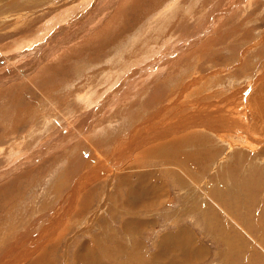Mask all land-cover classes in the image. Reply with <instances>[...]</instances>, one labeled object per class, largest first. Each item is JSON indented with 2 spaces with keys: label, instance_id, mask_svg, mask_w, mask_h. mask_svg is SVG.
<instances>
[{
  "label": "rangeland",
  "instance_id": "374dc122",
  "mask_svg": "<svg viewBox=\"0 0 264 264\" xmlns=\"http://www.w3.org/2000/svg\"><path fill=\"white\" fill-rule=\"evenodd\" d=\"M37 1H0V59L15 57V53L8 48L15 43V39H19L18 30H23L24 34L27 32L28 36H32L31 33L35 28L46 25V19L37 23L38 18L33 19V16L30 17L25 13L38 8ZM68 1L73 2L72 4L68 2V8L62 7V0L57 1L54 6H60V10L52 15L69 7L75 8L81 0ZM111 1L90 0L84 10L72 11L69 21L65 18L62 22H58L66 27H63L61 33L58 29L59 24L53 25L57 34L54 39L48 37L50 33H46L47 31L46 34L30 37L31 40H28L32 45L53 44L59 47L71 42V38L65 40L66 42L63 41L66 39L64 37L66 34L71 35L83 29L79 33L80 38L72 39L71 51L63 47L53 55L48 54L46 59L52 60L43 63L39 68L37 65V69L32 71L27 81L24 80L19 84V73H25L30 68L35 51L26 54L25 57L20 55L18 61L13 62L14 65L6 66L7 70L0 66V137L5 140L6 135L12 131L16 132V137H20L34 130L31 137L37 138V143L29 147L27 154L37 152L39 149L50 150L47 155L41 157L43 159L36 157L35 163L40 161V170H32L21 176L19 180L16 179L11 192L12 197H8L11 199L10 205H5L3 211H0V264H9L13 260L21 259L22 252L29 249L30 244L33 243L32 239H35L45 226L50 225L54 213L61 212L62 207L66 205V200L61 198L60 203L57 202L53 206V202L60 196L59 194L57 197V193L61 192L65 195L68 182H73L76 174L86 167L78 155H72L69 151L76 141L64 143L61 148L53 149L58 132L50 134L51 137L48 138L49 134L42 129V116L45 113L52 114L54 121L59 119L60 114L75 112L74 115L78 117L74 123L75 129L82 131L84 138L92 136L101 126L102 119L94 120L90 113L80 110L79 105L73 104L76 101L74 87L71 85L74 84L79 90L87 81L101 79L99 76L101 72L97 71L89 75V72L97 69L96 64L88 61H104L116 50L120 51L121 65L128 66L132 59L138 65L135 56L139 55L136 54L139 50L151 51L143 55L151 59L147 62L151 61L152 66L163 60L171 61L165 65L163 77H160L159 89L154 94L158 98L153 99L154 96L151 95L147 101L142 100L141 103L146 102L145 105L136 103L131 107L128 105L125 107L124 104H120L122 94L121 98L118 97L107 105L103 110L102 118H106L112 109L114 110L112 113L118 112L114 116L115 127L119 126L118 123L122 124L123 119L130 118L133 123L129 127L125 126V129L133 131L134 126L146 122L149 115L156 111L155 104L158 103L156 99L165 101L169 105L173 101V96L177 95L181 104L176 105L174 109L181 111L183 115L196 113V116H186L191 119L185 126L181 122L179 126L191 131L206 129L211 132L215 137L207 140L205 147L208 150L211 148L208 147L210 144L220 150V146L225 144L223 140L235 141V144L245 147H243L245 150H235L237 154L234 158H237V161L240 158L241 160L238 164L229 165L230 176H227L224 173L227 162L219 164L220 168L214 163L221 156V152L218 151L220 154L217 153L212 157L207 151L202 159V155L199 154L202 149L198 151V146L192 148L187 141L183 143L182 156L186 155L189 162L196 166L197 172L200 171L203 176H198L195 172L193 176H180L183 190H178L181 196L177 195V189H174L176 186L171 180L169 179L166 184V179L163 178L164 190L168 191L166 192L168 201L166 206L160 208L161 210L158 208L148 213L147 218L151 221L154 219V225L147 228L146 234L142 232L141 240L145 252L152 256L154 239L158 234L168 235L176 230L181 231L179 226L183 228L190 226L193 229H191L193 236L206 241L204 242L206 250L205 247L202 248L205 255L201 256L195 254L194 243L187 245L195 249L190 253L195 256V260L199 258V263L203 261L204 264L205 262L264 264V0H121L113 12L106 9V5ZM47 5L53 6L50 3ZM86 16L105 18L102 21L103 26L100 24L94 26L98 20L84 26ZM52 22L53 20L50 21ZM130 44L135 45L134 54L125 53ZM93 48L94 51L85 52ZM103 48L105 49L102 50ZM157 50L160 51L154 52ZM85 63L86 66L92 67L81 70ZM44 64L50 66L46 72V68H42ZM106 64L100 65L106 66ZM120 71L122 78L132 70L127 68ZM154 71L156 70H152ZM40 76L44 78L39 79ZM107 83L110 84L111 81L105 79L104 84ZM34 86L39 87L40 90H35ZM103 87L101 85L98 89ZM139 90L143 91V88ZM233 96H235L234 100L231 99ZM225 106L232 108V111L229 109V113L233 118H237L234 115L235 107L238 112L243 109L244 113L241 116L244 120L237 123V120L231 118L233 122L231 127L229 121L226 125H221L218 122V114L226 111ZM201 110H213L214 115L216 112V121L211 112L210 119L199 115L197 112ZM161 113L163 112L158 110L155 115L153 114L151 124L160 126ZM169 114L167 113V119L171 118ZM187 130L182 133L177 132L175 137L168 140L171 142L181 139L186 135ZM17 139L19 143L20 140ZM246 139L249 141L244 142ZM121 140L119 137L113 138L95 144V147L110 159L117 153L115 148L121 145ZM261 141L262 146L257 149ZM256 142L259 145L251 146ZM151 144L150 148H137L139 153L136 152V160L139 163L135 167L136 174L144 172L146 166L141 165L152 156L151 153L150 155L143 153L160 146V143L157 144L153 140ZM193 149L196 152L193 153ZM119 156L118 153L115 155L113 163ZM251 156L263 157V164L248 165L245 160ZM231 162L232 159L228 161ZM242 163L244 164L240 167ZM6 168L8 167L0 166V170ZM135 172L133 170V173ZM18 173L19 171L9 175L5 181H0V185L16 177ZM45 174L46 176L41 177ZM52 174L60 176L57 178L56 189L53 188L57 185L49 187V184L55 181L54 179L51 181ZM109 177L106 176V179ZM109 182L105 180L104 183H98L96 189L99 190L103 186L106 192ZM43 188L48 191L42 192ZM136 189H139V186ZM157 190H160V185L157 186ZM203 192H206V195H203ZM42 202H45L44 206ZM169 202L171 203L168 204ZM122 215L123 217L121 214L107 211L104 213L106 221L104 230L92 228L88 231L90 246H88L86 263L85 258L79 259L81 246L78 245V238L82 230L79 227L69 234V240L65 241L67 245L61 244L60 248L52 247L54 253L50 250L51 254L44 256L40 261H34L44 249L51 247V240L42 245L31 257L20 260L18 264H145L144 261L129 258L128 244L125 246L121 244L135 237L130 230L129 234H125L124 228H116V224L121 226L127 219L126 213ZM112 225H116L114 231L111 229ZM102 231L103 238H101ZM98 240H103L104 243H97ZM111 242H116L118 245H112ZM120 254H126V259ZM179 264L186 263L179 261Z\"/></svg>",
  "mask_w": 264,
  "mask_h": 264
},
{
  "label": "crops",
  "instance_id": "0c3cea01",
  "mask_svg": "<svg viewBox=\"0 0 264 264\" xmlns=\"http://www.w3.org/2000/svg\"><path fill=\"white\" fill-rule=\"evenodd\" d=\"M57 1L59 0H38L37 1L38 4L36 3V5L39 9L35 8L33 11L25 12L26 15L30 17L33 16V19L38 18L37 23L42 22L44 19H46L47 22L46 25L45 26L39 25L37 29L35 28L34 31L31 33L32 36H28L29 34H27V32L26 34H24L25 31L23 30H18L19 39L18 38L15 39L16 40L15 43L8 48L9 50H12V52L15 53V57H11V58L9 57L7 60L0 59V66H3V68L6 69V66H9L10 64L14 65L13 62L14 61L17 62L18 61L17 59L19 58L20 55L22 57H25L26 54L35 51L34 60L30 65V68L25 73H21V72L19 73V84L21 82L23 83L24 80L27 81L30 78L29 75L32 73V71L39 68L40 65H42L43 63L50 62L52 60V59L51 60L46 59L48 54L53 55L56 52H59L63 47H66L68 50L71 51L72 39L73 38L77 39L81 37V34L79 33L83 31V29L71 35L66 34L64 36L66 37V39H63V41L70 40L69 38H71V42L68 44L64 43V45L62 46L58 45L59 47H56V45L53 44L51 46H48L46 44L32 45V42L30 41L31 40L30 37L40 36L41 34H44L45 31H47L46 33H50L48 37L51 38L53 37L54 39L57 34L55 33L56 28L55 27L53 28V25L56 26L57 24H59L58 29L59 32L61 33L63 27L65 26H62L61 23L58 22H62L65 18H67V20L69 21V19L71 18L70 15L72 14V11L84 10V8L88 5L90 0H81L78 3V5L75 6V8L69 7V9H64L62 12L56 15L55 14L52 15L56 11L60 10V6L58 7L54 6L56 5ZM68 2H69L68 0H62V4H61L62 7L65 6L67 7L69 3L70 4L73 3L72 1H70L69 3ZM48 3H50L51 5L53 4V6H48L47 5ZM120 3L121 0L118 1L112 0L108 5H106V9H109L113 12L114 9H116ZM85 19L86 20H84V26H86V24L87 25L91 24L92 22L97 20L98 23H96V25L94 26H98L99 24L100 26H103L102 21L105 18L103 17L92 18L90 16H86ZM51 20H53L52 23H50ZM34 46H38V47H34ZM40 47L42 48L39 49ZM105 48H103L102 50H104ZM133 49H135V45L133 46L130 44L129 49L125 51V53L131 52V54H134ZM94 50L95 49L93 48L90 50H86L85 52H90ZM159 51L160 50L154 52H159ZM136 52H137L136 54H139L138 56H135V59H138V63H139L138 65H136L132 61L134 60L132 58L128 66L121 65L120 63L121 56H119L120 53L119 50L113 51L112 53L113 55L111 54V56H107L106 60L104 61L103 60L88 61L96 64L95 68L97 69L96 71L89 72V75H93L95 72L98 71L101 72L99 73L101 79H96L90 82L87 81L84 85L82 84L80 86L79 90L74 84L71 85L74 87L73 90L75 93V101H76L73 102V104L79 105L78 108L80 110L85 111L86 113H90V115L94 120L102 119L101 126L95 130L92 136H89V138H84L82 136L83 135L82 131L75 129L74 123L78 118L77 116L74 115L76 114L75 112L73 114H71L70 112L60 114L59 119H56L54 121H52V118H54L52 114L45 113L42 116L43 117L42 129H44L45 133L47 132L49 134L47 137L49 138L51 137L50 134H54L55 132H58L57 141L54 143L55 146L53 147V149H55L56 147L61 148L64 143L76 141L73 148L69 151L72 155H78L80 161L83 162L86 167L82 172L76 174L73 182L72 181L68 182L65 195L63 193L61 194V192H58L57 197L60 194L59 196L60 198L58 197L56 201L53 198V201H55L53 202V206L57 202L60 203L59 201L61 200V198L66 200V205L62 207L61 209L62 211L60 210L61 212L58 213L55 212L52 217L53 221L52 220L50 221V225L45 226L43 230L37 235V237H35V239H32L33 243L30 244L29 249L27 248L26 251L22 252V256H20L21 258L20 260L26 259L27 257L28 258L31 257V255L36 253L42 245L52 240L51 247H49L46 250L44 249V251L41 254L35 257L34 261L42 260L44 256L46 255L48 256V254H51V252H49L50 250L53 251L54 253V248L52 249L53 246L55 248H58L59 246H61V244H65V241L69 240L68 239L69 234L72 233L75 228L80 227L82 228V230L78 238V245L81 246L79 259L85 258V263H86L89 253L88 246H90L89 239L87 237L88 231L92 230V228L93 229L95 228L97 230L99 229L101 230L104 228V225L106 223V221L104 220V213L107 211L121 214L122 217H123L122 214L125 213L127 214V219L124 222V224H122L121 226L119 224H116L117 227L116 225L115 226L112 225L111 229L112 231H114L116 228L117 229L124 228L126 230L125 234H129V230H130V232L132 231L131 233L133 234V236L135 235L134 239H127V243H121L124 244V246L128 244V255L129 258H131L132 260L144 261L145 264H151V263L179 264V261L186 264H193V263L196 264L199 261V258L198 260H195V256H192L191 255L192 253H190V251L193 252V250L196 249L195 254H197V256L198 255L201 256L202 254H204L202 248L205 247L204 242L206 241L200 239L202 241L201 242L199 238L193 236L192 233L193 229L190 226L189 227L184 226V228L183 226H179L181 231L176 230L175 232H172L171 234L168 235L166 233H163V235L158 234L154 239L155 241L153 245L152 256H149L145 252V248H143V244H142L143 242L141 240L142 232L144 231V234H146L145 231L147 230V228L149 229L154 225V219L151 221L149 218H147L148 213L154 210H158V208L159 210H161L160 208L162 206H166L167 204L168 200H166L167 199L166 192L168 191L164 190L165 184L163 178L166 179V184L167 181L170 179L171 183L174 184V186H176L174 189H177L176 191L177 195L181 196L182 194H180V191L183 190V187L182 184L180 185V176H193V172L197 173L198 176H203V173H201L200 171L197 172L196 166L195 165L193 166V163L189 162L186 155L182 156L181 146L183 145L184 142L187 141V144L188 145L190 144V147L192 148L198 146V151L202 149L199 152V154L202 155V159H204L205 157L204 155L207 153V151L209 156L212 155V157L215 156L217 153L220 154L219 152H221V156L214 163L217 167L220 168L219 164L222 165L224 162H227V168L224 171L225 175L227 174V176H230L229 165L233 166L234 164H238L241 160L240 158L237 161V158H234L235 155L237 154L235 150H239V149L245 150V149H243V147L240 144H235V141L223 140V142L226 143L224 144V146H220L221 147L220 150H218L219 148L217 146L212 144L208 145V147H211L208 150L207 147H205V145L207 143V140H211V138H213L214 135L206 129L200 130L201 132L195 129L193 131L188 129L187 132H185L186 135L181 139L170 142L168 140V137L165 135L166 138L160 141L161 143L158 148L152 149L147 153L144 152L143 155L151 153L152 156H149L148 160L141 165V166H146L145 169H143L144 172H140V174H136L135 167H137V164L139 163L136 160L137 159L136 152L139 151L137 148L146 149L152 147L151 144L152 139H150L151 138L150 135L153 131L166 130L168 129V126H175V125L179 126L180 124L179 120L181 116H185V115L196 116V113L183 115V113H181V111L177 109H171L172 111L175 112V113L172 112L171 114V112L170 111L168 112L166 109L167 108L166 106H168V104H166L165 101L163 102L162 100L156 99V101L158 102L155 104L156 111L160 110L161 112H163L161 113L162 116L161 119H159L160 120L159 127H156L153 124H151V118L153 117V114L156 111L151 115H149V119L146 122L143 121L141 125L138 124L136 127L134 126L133 131H130L131 129H125V126L129 127L133 123L132 119L130 118L123 119L122 124L118 123L119 126L117 128L115 127L116 122H114L115 121L114 116L118 112L112 113V111H114L112 109L110 110L109 114H107L108 116L106 118H102L103 110L107 108V105L110 104V102H113L118 97H120L122 94L123 95L120 104H124L125 107L126 105L131 107V105H134L136 103L145 105L146 102L141 103L142 100L147 101V99H149L151 95L154 96L156 90L159 89L160 86L159 81L161 79L160 77L165 71V65L171 60H163L158 63H155L152 66L151 61L147 62L148 60L151 59H147L143 55L151 51L139 50V53L138 51ZM172 52H176V51H172ZM101 63H107V64L106 66H103L100 65ZM85 66L86 63L81 67V70H83L84 68L86 70L92 67L90 65H87L86 67ZM49 67L47 64H44L42 66V68H46L45 72L49 70ZM127 68L131 69L132 71H129L124 77L121 78L120 70L121 69L127 70ZM154 69L156 71L152 72V70ZM8 70H10V68ZM85 75L87 74H83V76ZM41 78L43 79L44 77L40 76L39 79ZM105 79L110 80L111 83L110 84L107 83L105 85L104 84ZM101 85L104 87L102 89H98V87ZM34 88L35 90L39 89V87L37 86H34ZM141 88H143V91L139 90ZM243 94L244 92L242 93V95ZM156 97L157 95L154 96L153 99H155ZM178 98L179 97L177 95H174L171 104L173 102H175L176 104ZM234 98L235 96L231 97L232 100H234ZM235 108L237 109V107ZM229 109L232 111L231 107H229L228 110ZM210 112L214 120L216 121L215 116H217V113L215 112L214 115L213 110L212 111L201 110L200 112L197 113H199V115L201 116H204L205 118L210 119L209 116ZM235 112L238 111L236 110ZM167 113H170L169 115H171V118L167 119L168 117ZM220 114L225 115L226 113H220ZM230 121H232L231 118ZM221 125H226V124H221ZM243 128L244 130L246 129L245 125L243 126ZM33 133L34 130H30L26 134H23L20 137L19 136L16 137L15 136L16 132L12 131L6 135L5 140L2 137H0V156H1L0 166L3 165L8 167L5 170H0V181H5L6 178H9V175L16 174V172L19 171L16 177H12L8 181L0 185V209H1L0 211H3V207L5 205L8 204L10 205L11 199H9L10 198L9 196L12 197L11 192L14 189V185H15L14 182L16 181V179L19 180L21 176H25L32 170L33 171L40 170L41 164L39 160H38L39 162L35 163L36 157L38 156V158L43 159L41 157L47 155L50 151L48 148L43 150L39 149L37 150V152L27 154L29 153V149H30L29 147L30 146L32 147L33 144L35 145L37 143L36 142L37 138L34 139L31 137ZM9 135L11 136L9 137ZM118 137L119 140L122 139L120 143L121 145H119L115 149L120 156L116 161H114L115 163H113V159L117 153L112 158H110L111 159L110 160L107 158L108 156L106 154L102 152L100 153L99 151L96 150L95 144L104 143V141H109L112 140L113 138L117 139ZM17 138H19L20 140L19 143L16 141L18 140ZM241 138L243 137H240V139ZM167 140L168 142H166ZM261 146H262V141L261 144L257 147V149H260ZM194 151L195 150L193 149V153ZM84 156H86V158H84ZM186 159L188 161H186ZM231 159L232 162L228 163V161ZM262 159L263 157L251 156L249 159H246L245 161H247L248 165H252L253 163L263 164ZM204 163L205 161L203 160V164ZM243 164L244 163H242L240 167H242ZM130 168H134V169H130ZM133 170L135 173H133ZM231 170H233V167L231 168ZM208 174H210V172H208ZM44 176H46V174L41 177ZM52 176L53 177L51 181L53 179L55 181L51 182L49 184V187L51 185L52 186L57 185L56 187L53 188L56 189L58 187V184H56L57 178H59L60 176H56V175L54 176L53 174ZM106 176H110V177L106 179ZM105 180L110 181L107 185V191L104 192L103 186H102L103 188L100 186L101 188L97 190L96 185L101 182L104 183ZM191 184L193 185L192 181ZM158 185H160V190H157ZM138 186L139 189H136V187ZM47 191L48 190L46 188L42 189V192H47ZM192 191L193 192L195 191L194 187ZM202 194L206 195V192H203ZM170 203L171 202H169L168 204ZM44 204L45 202H42V206H44ZM194 206L195 205H193L192 207L194 208ZM101 235H102L101 238H103V231L101 232ZM97 243H104V241L98 240ZM189 243L192 244L194 243L195 246L194 245L193 246L195 247V249H193L192 247H188L187 245ZM111 244L118 245L116 242H111ZM120 250L121 248L119 249V252ZM120 255L123 256L122 257L123 259H126L127 256L126 254H120ZM179 257H181L180 260ZM16 260H13L9 264H18L20 260L18 261ZM200 263L204 264L203 261ZM200 263L198 262L197 264ZM205 263L207 264V262Z\"/></svg>",
  "mask_w": 264,
  "mask_h": 264
},
{
  "label": "bare ground",
  "instance_id": "6f19581e",
  "mask_svg": "<svg viewBox=\"0 0 264 264\" xmlns=\"http://www.w3.org/2000/svg\"><path fill=\"white\" fill-rule=\"evenodd\" d=\"M22 47V46H21ZM161 64V63H160ZM149 75V74H148ZM167 78V77H166ZM259 78H257V80H258ZM262 79V78H261ZM264 79V78H263ZM166 80V79H165ZM147 82V81H146ZM167 85V84H166ZM260 88V87H259ZM263 88V87H262ZM262 90V89H261ZM186 92V91H185ZM144 94V93H143ZM259 94V93H258ZM255 95V94H254ZM253 95V96H254ZM264 95V94H263ZM187 100V99H186ZM250 100V99H249ZM252 100V99H251ZM188 101H190V100H188ZM187 101V102H188ZM179 104H181V102H180V100L179 99H177V102H176V104H175V102H173L171 105H168V106H166L165 108L167 109V111L169 112H172V110L171 109H174V107L176 106V105H179ZM186 104V103H185ZM188 104H189V102H188ZM192 104V103H191ZM229 104H231V103H229ZM184 106V105H183ZM186 106V105H185ZM189 106V105H188ZM238 106V105H237ZM191 107V106H190ZM186 108V107H185ZM228 108L229 107H227V106H225V109H226V111L225 112H223V113H226L225 115H223V114H218V122L220 123V124H226L228 121H229V125H230V127H231V125L233 124V122L232 121H230V118H233V116H231V114L229 113L230 112V110H228ZM236 109V108H235ZM241 109V108H240ZM237 110V109H236ZM235 110V111H236ZM234 111V115L237 117V118H233V119H235V120H237V123H238V121L240 122V120H244V117H242L241 115H242V113H244V111L242 110L241 112L239 111V112H235ZM232 113V112H231ZM233 115V114H232ZM186 116H189V115H185V116H181V118H180V120H179V122H181L182 123V125H186L187 124V122L191 119V117H186ZM183 117H186L185 119L183 118ZM216 117L217 116H215V119H216ZM177 119V118H176ZM243 122V121H242ZM241 123V122H240ZM239 123V124H240ZM245 124V123H244ZM234 127V126H233ZM253 127V126H252ZM187 129L185 128V127H183V126H178V125H175V126H168V129H166V130H161V131H153L152 133H151V135H150V137H151V139L154 141V142H156L157 144H159V143H161L160 141L162 140V139H164V138H166V136L168 137V139H170V138H172V137H175L176 135H177V132H179V133H182V132H184V131H186ZM166 135V136H165ZM218 137V136H217ZM220 138V137H219ZM166 140V139H165ZM168 141V140H167ZM246 141H249L248 139H246L244 142H246ZM163 142V141H162ZM226 143V142H225ZM242 144V143H241ZM251 144V143H250ZM253 144H251V146H252ZM256 145H259L258 143H256ZM247 146V145H246ZM244 147V146H243ZM133 163V162H132ZM131 165V164H130ZM129 166V165H128ZM132 166V165H131ZM130 166V167H131ZM129 169V168H128ZM130 169H134V168H130Z\"/></svg>",
  "mask_w": 264,
  "mask_h": 264
}]
</instances>
